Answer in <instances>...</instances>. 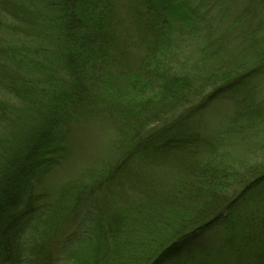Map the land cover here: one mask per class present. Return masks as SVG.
I'll return each instance as SVG.
<instances>
[{"label": "trees", "instance_id": "trees-1", "mask_svg": "<svg viewBox=\"0 0 264 264\" xmlns=\"http://www.w3.org/2000/svg\"><path fill=\"white\" fill-rule=\"evenodd\" d=\"M229 2L0 0V264H264V162L229 148L264 128V0ZM95 121L117 155L43 189Z\"/></svg>", "mask_w": 264, "mask_h": 264}, {"label": "rangeland", "instance_id": "rangeland-1", "mask_svg": "<svg viewBox=\"0 0 264 264\" xmlns=\"http://www.w3.org/2000/svg\"><path fill=\"white\" fill-rule=\"evenodd\" d=\"M232 2L233 0H230L229 4ZM231 40V45L235 44V40ZM261 42H263V40H261ZM196 45V43L184 44L180 49V56L177 60L178 64H175L179 71H185L190 68L192 60L197 56L195 53L196 50H194ZM238 51V48H234L232 53L236 54ZM195 101L193 100V102ZM224 108V104H219L217 106L214 105L212 109H209L203 117V120L205 121L203 122L204 125L208 128H214L221 125L224 120L222 113ZM179 112L180 111L177 110L175 114L177 115ZM116 134L114 127L106 122L95 121L84 126L82 131L78 132L77 137L71 140L68 147V153L63 157L58 158V161L45 173V177L42 180L43 189H55L59 186H63L64 184L71 182L72 179L88 175V173L92 171L91 168L94 166H97V168L101 167L103 163L112 159L117 155L115 148H113L112 145L116 140ZM254 136V138L246 139L244 141L237 139L238 144L234 147H229L233 148L232 152L238 160V165L243 163L244 166L241 168L243 170L247 167L249 169V166L264 162V128L262 133L258 132L254 134ZM222 151L223 150L220 152L221 154ZM225 157V153L222 154V157L220 155L218 161ZM241 185V182L235 180L234 186L229 188L227 196L231 197L234 193L239 191L242 188Z\"/></svg>", "mask_w": 264, "mask_h": 264}]
</instances>
